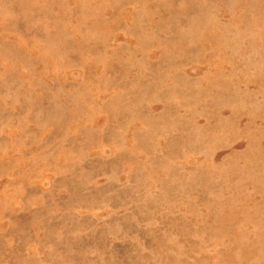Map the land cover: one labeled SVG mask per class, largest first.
<instances>
[{
  "label": "rangeland",
  "instance_id": "rangeland-1",
  "mask_svg": "<svg viewBox=\"0 0 264 264\" xmlns=\"http://www.w3.org/2000/svg\"><path fill=\"white\" fill-rule=\"evenodd\" d=\"M0 264H264V0H0Z\"/></svg>",
  "mask_w": 264,
  "mask_h": 264
}]
</instances>
